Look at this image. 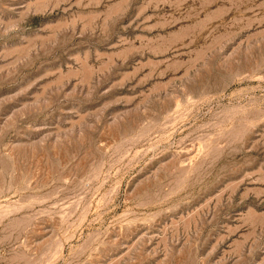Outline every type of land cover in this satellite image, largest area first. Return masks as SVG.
<instances>
[{
  "label": "rangeland",
  "instance_id": "374dc122",
  "mask_svg": "<svg viewBox=\"0 0 264 264\" xmlns=\"http://www.w3.org/2000/svg\"><path fill=\"white\" fill-rule=\"evenodd\" d=\"M0 264H264V0H0Z\"/></svg>",
  "mask_w": 264,
  "mask_h": 264
}]
</instances>
